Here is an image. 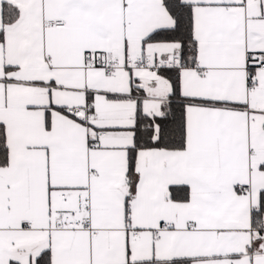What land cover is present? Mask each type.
Listing matches in <instances>:
<instances>
[{
	"label": "snow or ice",
	"instance_id": "obj_1",
	"mask_svg": "<svg viewBox=\"0 0 264 264\" xmlns=\"http://www.w3.org/2000/svg\"><path fill=\"white\" fill-rule=\"evenodd\" d=\"M0 264H264V0H0Z\"/></svg>",
	"mask_w": 264,
	"mask_h": 264
}]
</instances>
